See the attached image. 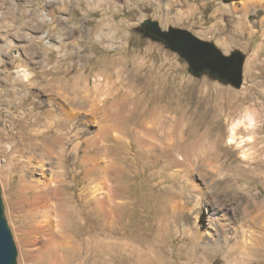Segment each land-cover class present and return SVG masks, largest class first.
Masks as SVG:
<instances>
[{"label":"rangeland","instance_id":"1","mask_svg":"<svg viewBox=\"0 0 264 264\" xmlns=\"http://www.w3.org/2000/svg\"><path fill=\"white\" fill-rule=\"evenodd\" d=\"M247 1L0 0V188L17 264H181L191 253L209 264H257L245 261L240 249L230 250L229 238L234 229L244 234V186L264 203V167L257 171L258 157L243 154L251 144L228 143L230 126L264 96V5L250 2L245 8ZM148 19L162 30H188L225 55L240 51L241 87L207 74L193 76L177 53L139 31ZM95 79L102 81L100 108L106 109L105 99L122 97L110 109L114 131L102 136L104 142L88 140L105 123L101 111L102 119L93 124H85L82 115L64 119L59 111L62 92L74 100L80 90L95 87ZM155 108L164 122L188 121L187 136L194 129L217 141L228 179L207 185L199 172L173 164V151L139 146L129 127L149 119ZM125 109L135 112L123 119ZM257 124L264 125V116ZM119 129L122 139L116 140ZM238 135L252 136L242 128ZM59 138L67 144L61 164L27 163L29 154ZM262 144L258 140L257 147ZM103 145L114 161L108 191L95 190L98 180L86 176L90 164L82 162ZM259 158L264 162V152ZM100 161L107 163V156ZM39 182L56 185L47 191L55 197L37 200L32 186ZM206 187L216 199L196 208L197 189ZM106 193H112V203L101 205L98 199ZM195 217L212 238L197 240L186 231ZM216 217L222 227L211 225Z\"/></svg>","mask_w":264,"mask_h":264},{"label":"bare ground","instance_id":"2","mask_svg":"<svg viewBox=\"0 0 264 264\" xmlns=\"http://www.w3.org/2000/svg\"><path fill=\"white\" fill-rule=\"evenodd\" d=\"M250 2L264 5V0H251V1L249 0L244 4V7L246 8ZM99 71H103V70H99ZM25 78L26 76L21 79L25 81L26 80ZM101 83L102 81L100 79L99 80L95 79L94 81L95 87L92 88L86 87L80 90L78 97L74 98V100L68 99L65 93L62 92L64 104L60 105L59 108V111H61L64 119L76 118L77 115H82L85 117V121H87V123L85 124H89V123L93 124L96 123L97 121H100L102 119L100 115V111L103 113L105 118V123L101 125L91 135H89L88 140L90 142H93L98 139H101L104 142L102 136H104V134L106 133L109 134L111 129L114 131V128H112V125L109 123V120H111L110 109H112L113 106L116 105L117 107H119L122 100V97L118 99H115L114 97L105 99L103 102V107L106 109L100 108L98 105L97 89L102 85ZM73 85L74 83H72V86ZM45 87H51L53 89L58 88L57 85H52L51 83L50 84L47 83ZM57 93L59 94V91H57ZM69 106L72 108L71 110H69ZM252 107H254V105L253 106L249 105L247 107L248 111L246 112L244 118L239 119L237 122L233 123L230 126L228 143H230V145L237 144L239 148H242L244 144L246 145L250 143L251 145L249 151H244L243 154L244 157H249L250 159L251 158L254 159V157H258L259 161L256 159L257 163L255 166L258 171L259 169L264 167V162H261L260 160L261 158H259L261 154L264 152V144H262V146L260 147H257L258 140H261L262 143L264 142V136L263 137L258 136L259 131L264 132V125L257 124V118H261L262 116H264V96L261 99V101L258 102L257 105H255L254 110H256V112L253 111ZM118 112L119 109L117 108V113ZM133 112H135L134 109H132L131 112H129L128 109H125L124 111H121L120 114L123 115V119H124L126 117L130 118V116L134 114ZM163 116L164 114L161 111L159 112L158 108H155L150 113L149 119L145 117L146 119H144L142 122H139V124L131 125L129 127L130 128L129 130L132 131L133 140L139 146L145 148L153 147L161 153L173 151L172 153L173 157L171 155L172 163L180 164L181 166H184L186 169L190 170V172L192 171L193 172L197 171V173L199 172L201 178L207 182V185H211L212 183H214L216 181V178H219V181L222 178L228 179L227 175H229L228 174L229 170L226 167L225 163L221 161V156L217 152V148H218L217 141L211 140L205 134H198L197 131L194 129L191 130V132L187 136V131L191 127V124L188 121L184 120L182 117V119H180L179 122L180 127H178L179 124H177V122L175 123L164 122L166 120H163ZM115 118H117V114L115 115ZM173 120L174 117L171 119V121ZM47 123L48 122L45 121V125ZM240 128H242L243 131L250 130L252 136L251 137L248 136L246 138L239 137L238 131ZM122 129L124 128L122 127ZM190 137H192V140L186 143L188 138ZM114 138L116 140L122 139L121 129L118 130L117 134H114ZM66 145H65V140H63L62 138H59L57 140H51L42 149L38 150L39 151L38 153L29 154L27 156V163L30 164L32 160H35L40 165V168H43L45 161L52 162V160H56L59 161L61 164L62 154L65 152V149L67 148V147L65 148ZM103 147H104L103 150L96 152L95 154H93V156L91 157L85 156L82 162L90 164V169H87L86 176L89 177L96 176V179L98 180V182L95 185V190L99 186L101 189L108 191L110 189V185L107 182L106 176H108L111 173L110 170L114 161L113 158L109 156L111 155V151L109 150V148H105L104 145ZM74 148L76 149V147ZM104 154L107 156L108 159L107 163L105 161H100L102 155ZM178 154L180 155L178 156ZM179 160L181 162H179ZM249 162H253V161H249ZM254 168L252 170H250L251 169L250 168L249 170L254 171L255 170ZM244 175H246V173ZM236 183L237 182H235L232 185H235ZM32 188L38 191L36 193V199L40 200L41 202H44V200L46 199L49 200L51 197L53 198L55 197V196H48L47 191L50 188L57 189L58 187L56 185H52V183L50 182H41V183L39 182L38 184L33 185ZM220 188L217 190L219 191ZM223 189H225V187ZM244 190L246 191V193H244L245 205L242 208V217H241L242 219L240 223L244 234H235L236 229H234L233 234H229V238L231 239L230 250L240 249L242 252H245L246 254V257L244 256L245 261L248 262L252 261L257 264H264L263 256L262 258L258 257L260 258V260L254 259V256L256 257V254L258 255L261 252H263L264 255V205H263L264 203L262 204L259 201L257 202L256 201L257 195L251 196L249 194V188L247 186H244ZM197 193H198V197L196 196L197 198L195 200L196 208L199 207L207 208L209 207V204L213 205L216 198L213 193L209 192V189L207 187L204 189H197ZM112 200H113L112 193H106L105 195H103L98 199L101 205L110 204L112 203ZM204 203L207 205H205ZM215 210L216 209H214V211ZM213 214L216 215V213ZM218 220L219 218L217 219L212 218L211 225L218 224L222 227V225L219 223ZM254 228L258 230L259 234H254L255 232ZM186 231H188L189 234H191L197 240H203L204 238L207 237L212 238V234L209 231V227L203 228V226L199 224V221H197L196 217L194 219L192 227L188 228ZM227 235L228 234H226V237L228 238ZM237 261L238 259H236L235 262L229 261L227 262V264H238ZM181 264H209V259L202 256L196 257L193 253H191V254H187L186 261L182 262Z\"/></svg>","mask_w":264,"mask_h":264},{"label":"water","instance_id":"3","mask_svg":"<svg viewBox=\"0 0 264 264\" xmlns=\"http://www.w3.org/2000/svg\"><path fill=\"white\" fill-rule=\"evenodd\" d=\"M139 31L154 41L161 42L177 53L187 64L193 76L207 74L234 88L242 85L245 56L240 51L225 55L212 42L201 40L190 31L175 27L162 30L155 20H144ZM18 251L4 212L0 188V264H17Z\"/></svg>","mask_w":264,"mask_h":264}]
</instances>
